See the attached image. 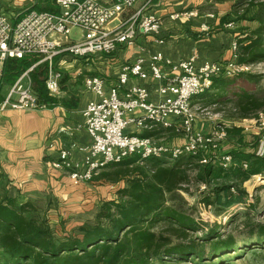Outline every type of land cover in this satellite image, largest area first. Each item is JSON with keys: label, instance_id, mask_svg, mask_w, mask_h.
<instances>
[{"label": "trees", "instance_id": "16d2710c", "mask_svg": "<svg viewBox=\"0 0 264 264\" xmlns=\"http://www.w3.org/2000/svg\"><path fill=\"white\" fill-rule=\"evenodd\" d=\"M256 2V6H264V1ZM238 17L257 21L258 26L239 29L236 63L251 65L264 60V17L245 18V14ZM33 62L28 56L7 59L2 74L13 81ZM44 76V65L30 72L38 99L51 108L59 101L48 95ZM263 77V74L245 72L215 76L210 86L195 98H202L203 104L230 102L238 119L251 118L253 113L264 109V93L247 90L244 86L230 91V87L240 78L256 87ZM212 93L216 98H207ZM229 93L232 97H228ZM224 131L227 135H238L235 145L227 152L230 156L228 166L220 160L217 149L208 152L214 161L205 164L200 162L201 152L172 159L131 156L119 163L107 164L93 178L111 182L122 180L124 186L117 190L116 199L102 204L95 224L81 226L77 235L65 238H56L48 226L31 214V204L17 202L0 186V264H153L154 260L160 264H180V260L190 256L196 257L198 264L204 262V250H197L198 244L193 240H175L174 231L186 235V231L194 230V224L190 217L167 206L165 197L166 193L181 189L193 180L207 186L214 184L209 195L203 198L206 205L227 208L244 201L246 192L239 186L251 176L264 173V153L257 152V142L251 147L244 141L241 127L224 128ZM2 178L0 173V181ZM228 179L232 181L228 183ZM235 188L238 194L233 193ZM159 220L167 222L164 230L152 228ZM259 231L264 235L263 226ZM207 241L211 257L235 249L232 239L208 238Z\"/></svg>", "mask_w": 264, "mask_h": 264}, {"label": "built area", "instance_id": "2783aa9c", "mask_svg": "<svg viewBox=\"0 0 264 264\" xmlns=\"http://www.w3.org/2000/svg\"><path fill=\"white\" fill-rule=\"evenodd\" d=\"M135 1L103 3L100 0H54L57 11L28 8L15 22H10L0 12V62L26 56L34 59L0 101V110L48 108L34 93L30 72L43 64L46 91L52 97L57 96L62 75L55 67L54 58L62 53L87 59L99 54H111L119 44L133 43L138 33L157 34L160 28L158 18L145 13L152 0H146L127 20L110 25ZM232 25L230 21L226 26L231 28ZM73 29L80 32L76 40L71 39ZM236 49L237 38L231 43L232 58L224 64L205 62L196 67L195 54L178 64L166 62L174 72L172 76H166L162 71L161 54H153L149 59L148 71L142 59L127 64L118 77L117 85L111 86L108 91L102 77H85L86 89L96 97L82 110L83 125L91 138L83 167L73 162L66 148L59 150L58 160L52 166L65 171L72 184L78 186L90 181L107 164L119 163L131 156H139L140 159L164 156L172 159L182 154L196 155L201 152V163L214 161L213 156L208 154L217 149L213 140L194 130L195 112L191 100L210 86L213 77L232 76L250 68L251 65L236 63ZM148 75L162 82L158 92L163 98L159 102L150 101L148 89L144 86H133L122 96L119 95V87L126 84L130 76L145 78ZM137 110L142 113L136 114ZM158 125L172 127L184 134L185 142L170 145L163 139L128 131L130 127L141 129ZM220 160L229 162L230 156L220 157Z\"/></svg>", "mask_w": 264, "mask_h": 264}, {"label": "crops", "instance_id": "0c3cea01", "mask_svg": "<svg viewBox=\"0 0 264 264\" xmlns=\"http://www.w3.org/2000/svg\"><path fill=\"white\" fill-rule=\"evenodd\" d=\"M3 1L0 0V6L4 4ZM100 1L109 3L113 0ZM145 2L141 0L136 6L127 8L110 25L127 20ZM34 6L37 5L29 8ZM231 6L230 0H152L145 13L158 18L160 28L157 34L138 33L133 43L119 44L111 54H99L87 59L75 58L66 53L56 56L55 67L62 75L60 93L55 96L59 101L56 106L42 110H0V173L3 175L0 186L19 203L52 196L63 201L72 191L81 189L84 183L73 185L66 172L53 167L52 163L58 160L59 150L66 148L73 162L83 167L91 138L83 125L82 110L96 97L86 89L84 78L90 75L102 77L105 90L108 91L111 86L117 85L125 65L142 59L148 71L149 59L157 53L162 56L161 68L166 76L174 74L166 62L178 64L194 54L196 67L205 62L227 63L232 58L231 43L240 34L239 25L231 21ZM4 8L1 7L0 12L10 22H15L20 14L14 16V12ZM39 8L58 10L55 3L50 7ZM174 14L178 16L172 17ZM230 21L233 23L231 28L226 26ZM79 35L78 30L77 38ZM3 64L0 62V101L18 78L12 81L2 74ZM161 84V81L150 75L145 78L130 76L118 91L122 96L133 86H144L148 89L150 101L157 103L163 98L158 92ZM140 113L136 111V114ZM128 131L157 139L164 137L155 136L158 131L166 136L176 134L172 127L163 128L159 125L141 129L130 127ZM168 138L163 139L168 144L181 143L178 139L175 141L174 137H170L169 141Z\"/></svg>", "mask_w": 264, "mask_h": 264}, {"label": "rangeland", "instance_id": "374dc122", "mask_svg": "<svg viewBox=\"0 0 264 264\" xmlns=\"http://www.w3.org/2000/svg\"><path fill=\"white\" fill-rule=\"evenodd\" d=\"M136 0L133 6L140 3ZM232 1L231 21L243 27L255 28L257 21L247 19H238V16L245 14V18L257 15L264 17V6H256V1L264 0H230ZM1 7L4 10L14 12V16L22 14L29 7L40 10V7H50L54 5V0H4ZM132 6V7H133ZM8 7V9H7ZM78 30L73 29L71 38L76 40ZM57 57L54 58L56 60ZM43 65V64H41ZM245 73L263 74L264 60L251 64ZM244 86L247 90L264 93V77L256 87L248 85L242 78L236 81V85L230 87V91ZM229 91V92H230ZM212 93L210 99L216 98ZM228 97H232L229 93ZM202 98H192L191 105L195 112L194 130L200 132L206 138H211L213 144L217 147V154L225 157L227 152L235 145L238 135H227L224 128L233 126L243 129L241 135L245 142L253 147L257 142V152L264 153V109L252 114L251 118L238 119L234 114V109L230 102H210L203 104ZM223 133V135H221ZM155 136L170 137L178 139L182 145L185 142V136L182 133L169 134L166 136L162 131L156 132ZM176 136V137H175ZM173 145V144H170ZM248 146V148H251ZM253 149V148H251ZM226 162V160H225ZM228 161L225 166H228ZM228 179L227 182H231ZM124 186L122 180L111 182L102 178H92L84 183L81 189H76L68 194L63 201L57 197L36 198L32 202H26L32 205L31 214L39 221L49 227L56 238H65L68 235H77L81 226H90L95 224V217L102 207V204L108 200L117 198V190ZM202 182L191 180L182 185L181 189L166 193V205L171 206L177 213L185 214L193 220L194 230L186 231V235L176 230L174 233L179 237L175 240H193L197 250H204L205 261L199 264H264V235L260 233V228L264 227V173L251 176L239 186L246 193L244 201L234 203L224 208L220 205H206L203 198L209 195L210 187ZM235 188L233 193L238 194ZM232 192V191H231ZM212 200V199H211ZM22 203V202H21ZM166 221L159 220L152 224L155 230H164ZM171 230V229H169ZM178 231V232H177ZM77 232V233H76ZM169 232V231H166ZM208 238L212 239H232L235 249L211 257V247ZM260 239V241H258ZM205 244V245H204ZM168 260H166L167 262ZM180 264H198L196 257L182 259ZM153 264H160L154 260Z\"/></svg>", "mask_w": 264, "mask_h": 264}]
</instances>
